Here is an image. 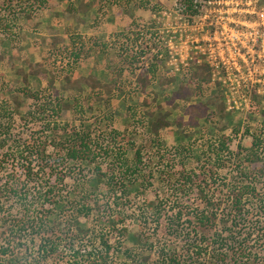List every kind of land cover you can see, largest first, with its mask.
I'll use <instances>...</instances> for the list:
<instances>
[{
	"label": "rangeland",
	"instance_id": "obj_1",
	"mask_svg": "<svg viewBox=\"0 0 264 264\" xmlns=\"http://www.w3.org/2000/svg\"><path fill=\"white\" fill-rule=\"evenodd\" d=\"M7 1L14 2L15 5V1L24 2V0ZM83 1L85 7H80L81 0H51L49 6L46 9L38 10L33 18L20 17L12 28L13 34L9 35L7 30L0 29V48H21L20 52L16 50L12 54L10 51L8 54L6 52L8 57L0 61V100L12 101L13 96H18L20 102L17 106L13 105L15 112L13 120H10L11 147L8 145V148L4 149V151L8 149L10 153H16L19 159L10 161L12 166L9 165V167H15L17 174L22 175V164H25V159L20 156V150L25 140H33V144L37 146L38 136L35 132H38L44 124L41 122L43 117L37 113V107L44 104L47 108L45 116L50 120V124L51 122L69 124L70 131L72 128L78 130L80 128L84 129L85 125L91 126L92 137L96 141L97 148L100 149L99 147H101L102 150H98L99 155L94 164L90 166L88 164L87 166L84 162L81 167L82 174L89 180L91 191L96 192L100 200H105L101 206L100 216L119 211L123 214L122 224L129 229V235L148 228L151 232L156 231V235L151 239L152 242L157 243L158 238L163 239L162 232L171 231L177 234L172 237V241L176 242L177 238L175 236H178L187 227V218L195 211V205L197 204L193 200L197 199L193 196L186 197L176 190L173 186V179L165 181L166 174L164 173L171 171V173L178 175L179 171L195 170L198 177L193 185L196 187L198 185L205 186L204 179H208V175L202 174V172H205L207 158L206 152L202 151L201 144L208 138H211L212 141L218 139L219 136L230 138L229 152L222 153L225 160L223 164L225 165L214 176L213 187H211L214 192L224 194L221 196L227 199L224 186L225 178H228L229 182L233 181L238 169L236 165L239 164L237 160L232 162L227 158L238 152L239 144L243 147H249L252 140L251 132L260 127V122L263 119L261 115L264 113V40L253 44L246 40L244 42L249 47V53L254 60L255 68L258 70H250L249 78L260 77L263 82L258 86L260 92L248 93V107L231 108L228 105V100L235 99L240 102L242 101L241 96L245 93L240 92L231 95L229 91L225 93L213 83L203 84L198 80L191 81L189 77L198 65L195 58L199 60L201 58L198 57L199 54L194 47L195 43H187L185 36H190V39H200L204 34V21L203 17H196L191 22V18L181 14L180 0ZM230 1H228L229 4H231ZM0 12L3 13L1 5ZM222 16L224 20L228 19L229 22H233L232 20L239 22L261 20V17L257 14L244 11L222 13ZM53 17L56 20L53 21ZM79 17L81 19H78ZM216 17L210 16V20H214ZM187 21L193 25L190 27L187 25ZM41 22L45 23L42 27L40 26ZM36 23L38 24L36 25ZM48 24H53L55 29L67 36V42L58 41L55 45L49 47L47 54L51 61L46 64L47 68L42 71V68L35 67L33 62L36 60V56L41 55L45 49H42L41 53L34 54L33 47L40 46L38 44V40L42 36L40 34L47 30L48 27L46 26ZM75 24L77 29H72ZM39 26L41 29H39ZM105 27L107 29H103ZM137 34H139L138 39L135 40ZM262 38H264V35ZM127 39L128 48L124 51V45L122 44ZM170 41L173 42L172 46L174 48L169 47ZM103 42L104 44H101ZM94 44H97V47L104 51L106 59L112 56V63L107 68V72L105 74L98 73L100 76H104L106 83L112 85L111 93L105 96L103 101L99 97H91L92 91L88 86L89 89H84V96L79 97L78 93L74 92L73 85L66 81V75L63 74L67 72L72 75L89 57H93V63L100 62L101 55L92 53ZM45 45L48 47L47 44ZM40 47H44V42ZM73 52H79L81 56L76 59ZM126 52L128 57L126 64H124L120 61L123 60ZM134 53H136L134 59H130ZM186 55L191 56V59H187L188 66L182 65L180 61V56ZM21 56L27 59L21 58ZM153 63L158 65L164 76L175 78L174 82L168 86L165 83L160 84L157 76L155 79L152 77L151 85L146 89L159 94L158 102L162 107L155 112L154 117L161 116L162 114H158L160 111L165 113L171 110V114L168 116L170 125L162 129L159 135L163 140L162 146L167 150L164 155V162L160 161L159 165L155 163L156 160L158 161L157 158H153L155 161L151 163L147 159L152 156L153 148L157 149L159 146L150 130L147 112L144 113L142 106L139 104L145 92L142 91L137 80L139 75L144 74L147 66ZM12 64H15V66H12ZM32 67L33 69H30ZM120 68H122V71H120ZM32 70L40 71L39 77H34ZM22 74L26 75V81L23 80ZM24 89L41 92L42 97L38 101L35 98H29L22 94ZM75 89H78L77 86H75ZM76 97L77 99H75ZM64 100H67L66 102L70 101L72 108L61 107V110L58 111L59 103L64 102ZM54 105L58 112L52 111L51 108ZM132 111H136V118H138V124L134 132L132 131L134 128L131 127ZM53 125L51 124V127H60V125ZM112 129L120 135L124 134L125 131L132 133L139 142L144 143L142 156L144 162L148 161L147 170L154 169L156 173L153 174L157 177V179H151L153 185L148 187L145 193H141V195L132 199L138 200V202L136 201V203L123 208L114 207L111 200H115V198H110L108 193L105 192L103 183L99 180V175L95 171V166L101 165L102 170L105 171L111 163V158L103 150L107 147L113 149L119 139L116 138L114 141L110 139L109 133ZM47 135L50 142L46 148L47 153L57 156L55 146L51 144L53 141L52 134L48 131ZM58 143L60 141L56 138L55 144ZM63 152H59L58 156ZM235 161H237V164ZM36 164L37 161H34L33 168L37 170ZM66 165V167L59 166L57 170L59 175L54 174L52 177L45 175L42 181L50 179L51 185L57 186V194H60L61 197H72V194H70L73 186L72 177L65 175L63 181H59L62 174H65L68 171L67 168L74 165V163L67 162ZM160 173H162V180L159 177ZM28 188L31 196L37 193L35 183H29ZM205 190H209V188ZM140 200H157L159 206H162L160 205L161 202L163 203L166 211L163 213L164 216L162 215L161 219L157 221L158 223L149 218L150 211ZM20 203H22L20 200L8 201L4 204L0 216L4 213L11 214L10 216L23 214V206ZM45 205L49 207L48 203H45ZM180 208L185 214L182 215V219H175V215ZM37 209L35 211L32 209L31 213L34 214L38 211ZM55 217H57V214H55ZM80 220L86 228L93 232L90 234L92 236L98 235L101 231H107V228L99 223L95 224L83 217ZM169 220L170 223H175L178 231L169 228ZM221 229L222 234L226 235L227 230H224L223 227ZM61 237L64 242V233ZM23 239L27 240L25 243L29 248L27 251L28 261L24 264L30 262L34 264L32 257L37 255L36 247L39 244V236L30 241V236L26 234ZM4 242L5 238L0 234V246ZM109 242L114 243V237H111ZM127 242L128 245L132 244L130 239ZM98 243L99 241L95 244ZM95 246L93 247L95 248ZM76 247L81 246L77 244ZM63 250L64 253L58 254L57 261L49 258L43 264H65V260H68L72 253L67 247ZM256 250L258 256L264 262V243L258 246ZM152 257L153 259L157 258L156 255H152Z\"/></svg>",
	"mask_w": 264,
	"mask_h": 264
},
{
	"label": "trees",
	"instance_id": "obj_2",
	"mask_svg": "<svg viewBox=\"0 0 264 264\" xmlns=\"http://www.w3.org/2000/svg\"><path fill=\"white\" fill-rule=\"evenodd\" d=\"M201 1L205 0H180L181 14L188 18L199 15ZM15 2L16 5L7 0H2L0 3L1 9H3V13L0 12V29L7 30L9 35L13 34L12 28L20 17L33 18L38 10L46 9L51 0ZM79 5L85 7V2L81 0ZM138 35L135 40L138 39ZM122 45L126 51L128 39ZM6 52L3 50L0 53V61H3ZM73 55L76 59L81 56L79 52H73ZM135 55L136 53L130 59H134ZM127 57L126 52L120 62L126 64ZM121 69L120 71H122ZM31 72L38 74V70ZM63 74L66 75V81L73 85L74 92L78 93L81 98L84 96L81 88L82 83L90 87L91 97H99L101 101L111 93L112 85L109 83H101L92 77L79 76L74 79L67 72ZM156 76L160 84L165 83L168 86L175 80L173 76H164L158 65L154 63L148 65L144 74L139 75L137 80L142 91L145 92L139 104L142 106L143 112H147L150 130L159 146H156L157 149L153 148L152 156L147 159L151 163L155 161L153 158H157L158 161L156 160L155 163L159 165L160 161L164 162V155L167 151L162 146L163 140L159 135L162 129L170 125L168 116L171 114V110L165 113L160 111L158 114L162 115L154 117L155 112L162 107L158 102L159 94L146 89L151 85V78L155 79ZM189 77L191 81L198 80L203 84L211 83V68L206 63H199ZM22 78L25 81L27 79L25 74H22ZM75 86L78 89H75ZM22 94L29 98H35L37 101L42 97L41 92L28 89L22 90ZM66 101L59 103L58 111L61 110V107L72 108L70 101ZM19 103L18 96H13L12 101L0 100V214L4 204L8 201L20 200L22 202L20 205L23 206V214L21 213L19 216H10L11 214L5 213L0 216V234L5 238V242L0 246V264L27 263L29 248L25 243L27 240L23 239L26 234L30 236V241L39 236V244L36 247L37 255L32 257L34 264H43L49 258L57 261L58 254L64 253L63 249L66 247L69 248L72 256L65 260V264H264L256 250L264 243V113L261 115L263 119L260 122V127L251 132L252 140L249 147L239 144L238 152L227 158L229 161L237 160L239 163L237 164L235 161L238 169L234 180L229 182L228 178H225L224 186L227 199L221 196L224 194L214 192L211 187H213L214 176L225 165L222 153L229 152L230 138L219 136L213 141L208 138L201 144L202 151L206 152L207 158L205 172H202V174L208 175V179H204L205 186L198 185L196 187L193 185L198 177L195 170L179 171L178 175L171 171L162 172L166 174L165 181L173 179L174 185H172L175 189L186 197L196 198L197 200L193 201L197 204L195 211L187 218V227L178 236H175L176 242L172 241V237L177 235L176 232L168 231L162 232L163 239L158 238L155 243L151 238L156 235V231L151 232L148 228L129 235V229L122 224L123 214L119 211L100 216L101 206L105 200H100L98 194L91 191L89 180L82 174L81 167L84 162L87 166L94 164L99 155L98 150H102L101 147L97 148L90 125H85L86 129L85 127L78 130L72 128L71 131L69 124L51 122V124L60 125V127H51L50 120L45 116L46 106L44 104L38 106L37 113L41 114L43 117L41 122L44 123L40 130L35 132L38 136V144L34 145L33 140H25L22 144L20 156L25 159V164H22V175L17 174L15 167H9V165L12 166L10 161L19 159L16 153H10L8 149L4 151L11 143L10 120H13L15 112L13 105L17 106ZM51 109L54 112L57 110L55 105ZM135 112L132 111L131 114L133 132L138 124ZM48 131L52 134L54 142L52 141L51 144L55 146L57 156L47 153L46 148L50 143L47 137ZM246 131L248 130L246 129ZM58 133L60 134L58 135ZM109 137L112 141L119 138L113 149L107 147L103 150L111 158V163L105 171L102 170L101 165L95 166V171L103 183L105 192L110 198H115V200H111L114 207L123 208L138 202V200L132 199L145 193L148 187L153 185L151 179H157L153 174L156 171L154 169L147 170L148 161L144 162L142 156L144 143L139 142L132 133L125 131L120 135L112 129ZM56 138L60 143L55 144ZM59 145L61 146L59 147ZM58 151L64 152L58 156ZM34 161H37V170L33 168ZM67 162H73L74 165L67 168L68 171L62 174L59 181L62 182L65 175L72 177L73 186L70 190L72 197H61L60 194H57V186L51 185L49 182L50 179L44 180V182L42 179L45 178V175L49 177L54 174L59 175L57 172L59 166L66 167ZM162 173L159 174V177ZM29 183H35L37 186V193L32 196L28 188ZM205 187L209 190H205ZM140 201L150 211L149 218L152 221H159L166 211L163 203L161 202L162 206H159L157 200ZM45 203H48L49 207ZM36 208L38 211L32 214L31 210L35 211ZM183 214L185 213L180 208L175 219H182ZM81 217L91 220L95 224L99 223L107 228V231H101L98 235H90L93 232L86 228L80 220ZM169 224L171 230L178 231L175 223H170L169 220ZM220 226L227 230L226 235L222 234ZM63 233L66 242L62 241ZM111 237H114V243L109 242ZM128 239L132 244H127ZM97 241L99 243L96 245ZM77 244L83 248L76 247ZM152 255H156L157 258L153 259Z\"/></svg>",
	"mask_w": 264,
	"mask_h": 264
},
{
	"label": "built area",
	"instance_id": "obj_3",
	"mask_svg": "<svg viewBox=\"0 0 264 264\" xmlns=\"http://www.w3.org/2000/svg\"><path fill=\"white\" fill-rule=\"evenodd\" d=\"M228 1H201L202 6L199 15L191 18V22L196 17H203L204 34L200 39H190V36L186 35L185 41L195 43L194 47L197 49L198 57L201 58V60L195 58L196 62L198 64L206 63L210 66L211 83L225 93L229 91L231 95L240 92L245 93L241 96L242 101L230 99L228 105L231 108L248 107V93L260 92L258 86L263 82L260 77L249 78L250 70H258L255 68L254 60L249 53V47L244 42L246 40L253 44L264 40L262 38L264 35V31H262L264 30V0H231V4ZM236 11L257 14L261 20L256 22L235 20L229 22L228 19L224 20L222 13ZM210 16L217 17L210 20ZM187 22L190 27L193 25L189 21ZM172 45L173 42L170 41L169 47L174 48ZM171 56L173 57V55ZM180 58L181 64L188 66L187 59H191V56H180Z\"/></svg>",
	"mask_w": 264,
	"mask_h": 264
},
{
	"label": "crops",
	"instance_id": "obj_4",
	"mask_svg": "<svg viewBox=\"0 0 264 264\" xmlns=\"http://www.w3.org/2000/svg\"><path fill=\"white\" fill-rule=\"evenodd\" d=\"M56 11V10H55ZM58 11V10H57ZM77 17V15H76ZM54 18V17H53ZM65 18V17H64ZM73 18V17H72ZM78 19H81L80 17ZM56 20L55 18L53 19V21ZM77 21V20H76ZM81 22V21H80ZM38 23H36L37 25ZM45 23L41 22V27L44 25ZM77 24V23H76ZM73 25L72 29H77V26ZM67 25V24H66ZM39 26V29H41ZM53 26V24H48V27L47 30H44V32H41L42 35L40 37V39L38 40V44H40V46H42V43L44 42V47H40V46H37L36 47H33V52L34 54L36 53H39L42 49H45L44 51H42V54L41 55H37L36 57V60L33 62L35 67L37 68H42L41 70L44 71L47 67H46V64L49 63L51 60H50V57L48 56L47 54V50L49 49V47H51L52 45H55V43H57L58 41H62V42H67V36H65L64 34H62L61 32H59L57 29H55V27L53 26V28H51ZM50 27V28H49ZM103 29H107V27L103 28ZM45 37V38H44ZM1 43V42H0ZM48 47H46V45ZM101 44H104L101 43ZM106 44V43H105ZM95 46H93V50H92V53H94L95 55H101L100 57V62L97 61V63H93L92 61V58L93 57H89L87 58L84 63L78 68L77 71H75L73 74H72V77H74V79L78 78L79 76L83 77V78H95L97 81L101 82V83H104L106 82L104 80V76H100V74L98 73H101V74H105V72H107V68L110 67L111 65V60H112V56L109 58V59H106L105 58V53L103 50H101L99 47H97V44H94ZM3 50H6L7 51V54L10 53H14V51H21V48H0V53H2ZM41 53V52H40ZM20 55V54H19ZM21 55H24V54H21ZM28 56V55H27ZM5 57L7 58L8 56H6L5 54ZM4 57V59H5ZM20 57V56H19ZM21 58H24V59H27L26 57H22ZM23 59V60H24ZM15 66V64H12V66ZM30 69H33L30 68ZM49 70V69H48ZM97 73V74H96ZM39 74H40V71H38V74H33L34 77H39ZM17 80H19V78H17ZM82 89H83V92H84V89H89L87 87V85H85L84 83H82Z\"/></svg>",
	"mask_w": 264,
	"mask_h": 264
}]
</instances>
